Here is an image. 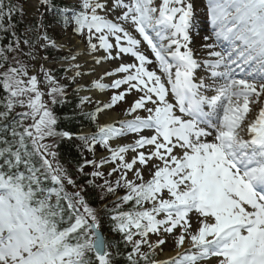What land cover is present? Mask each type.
<instances>
[{"label": "snow or ice", "instance_id": "obj_1", "mask_svg": "<svg viewBox=\"0 0 264 264\" xmlns=\"http://www.w3.org/2000/svg\"><path fill=\"white\" fill-rule=\"evenodd\" d=\"M206 8L203 61L191 46L192 0H80L79 10H61L71 12L77 35L86 33L91 53L106 54L97 64L120 61L104 73L110 84L93 81L101 92L117 90L89 114L97 130L76 139L93 155L96 145L110 154L79 171L91 165L87 184L103 180L94 186L116 197L108 211L129 249L122 254L100 231L84 188L57 162L56 139L72 134L57 130L44 97L62 103L66 86L43 66L41 81L9 57L20 49L13 17L24 9L0 0V32L13 38L0 47V264H115L118 256L125 264H264V0H206ZM38 39L58 47L47 35ZM222 42L229 45L223 53L215 50ZM129 95L132 119L97 123ZM129 134L133 143H110ZM105 164L113 165L107 176ZM169 239L175 255L157 259Z\"/></svg>", "mask_w": 264, "mask_h": 264}, {"label": "trees", "instance_id": "obj_2", "mask_svg": "<svg viewBox=\"0 0 264 264\" xmlns=\"http://www.w3.org/2000/svg\"><path fill=\"white\" fill-rule=\"evenodd\" d=\"M12 2L16 4L14 0H12ZM20 18V16L15 15L13 17V23L16 24V34L20 37V40H22L24 31L31 30V28L35 29V25L27 29L26 27L21 25ZM12 39L13 38L11 32H0V47H3L12 42ZM52 109L54 115L57 117L56 128L58 131L75 133L81 128V126L91 123V119L89 118L88 114L82 115L76 111L74 102L71 103L67 100L63 101L62 103H56ZM56 143L58 145V147H56V151L58 153V159L60 163L71 168L70 175L75 178L76 184L78 186L84 187V194L85 197H87L89 203L96 208L99 207V204L101 202L99 196H97L96 194L94 185L90 186L87 184V181L91 178L88 175L79 174V168L85 163L81 148L77 146L73 142V140L61 139ZM36 160L38 161V158ZM105 214L106 216L104 217V226L106 227L108 232L114 236L111 241L114 250H116V248L118 247L122 254H126L129 249L125 248V245L121 241L120 235L112 231L113 222L110 220L108 209L105 210ZM115 262L116 264H125V260L120 256L116 257Z\"/></svg>", "mask_w": 264, "mask_h": 264}, {"label": "rangeland", "instance_id": "obj_3", "mask_svg": "<svg viewBox=\"0 0 264 264\" xmlns=\"http://www.w3.org/2000/svg\"><path fill=\"white\" fill-rule=\"evenodd\" d=\"M35 1L37 3V6L36 5H32V3H31L32 0H28V3H24L23 4V9H24L23 17H24L25 21H29V20L35 18L36 16H39L41 21H42L44 16L46 15L45 11H46V7L47 6L41 5L39 3V0H35ZM68 1H73V2H77V3L80 2V0H67V2ZM156 3L158 4L159 0H156ZM192 3L194 4V8H196V14L197 15H202L204 18L206 17V19H207L206 0H192ZM198 18H200V17H198ZM44 33H47V32H44ZM52 37H53V41H55L56 44L58 45V47H55V49H57V50L60 49L61 52L65 51L66 52L65 54L66 55H70V57L72 55L76 56V60L75 61L72 60L70 62V64L72 65V69L70 70L69 73H67V77L65 78V81H68V80L76 81V83H78V85H79L81 78H83L85 76V73L87 71V68H86L87 65L84 64V63H86L85 60H83V59H81L79 57V55H78V53L76 51V48H75V44H73L71 39H70L69 32H67L66 30H62L60 27H56V29L53 31ZM26 39L29 40L30 43L32 44V40H33L32 32L29 31V30L27 31ZM35 43H36V40H35ZM45 43H46V41L45 42H41V45H44ZM207 43H215L214 38H212L209 41H207ZM202 45H203V43H201V45H199V47H201L205 51V53H203L202 55L196 54V58L198 60H200V61L209 59V57L207 55V49H204L202 47ZM87 49H88V45H87ZM217 49H218V47L215 50L218 51ZM66 50H68V51H66ZM30 51L35 54L36 59L38 57L40 58L39 47L37 46V43L32 48H30L29 45H27L25 43H20V49L18 51H16V52H13L10 57L16 56V57L19 58V60H21L25 64H27V66L29 68V74L31 75V74H35V73H32V69L35 67L34 66L35 64H34V61H33L34 59H31L28 55H26V53H28ZM56 55L60 56V54L58 52H55V55H53V59L60 58V57H56ZM77 64L79 65L78 68L75 67V65H77ZM52 65H53L52 63H45V66L47 67V69L52 67ZM52 68H54V67H52ZM37 71L38 72H36V74L38 75V79L43 81L44 76H43V73L40 71V68H38ZM45 71H47L52 76H54V72H50L49 70H45ZM77 71H79L81 73V75L75 77V80H73L72 77L74 76L75 72H77ZM59 81L61 82L62 79H60ZM42 90L47 92V90H48L47 86L43 85L42 86ZM129 96L131 98L132 95H129ZM44 99H45V97H44ZM130 103H131V99H130ZM84 104L86 106H88V107L91 106L88 103H84ZM126 105L127 104H125L124 106H121L120 107L121 108L120 111L117 110V112H121L122 113L121 117L122 116L124 117L125 111L129 107V106H126ZM139 114L142 115V116L147 115V113H145L143 111H140ZM127 137H128L129 141H131L132 143L134 142V136L132 134H129ZM52 142L53 141L51 139H48V140L45 141V143H52ZM126 159H128V155H126ZM92 170H93V168H92ZM101 170L103 171V169H101ZM129 175H131V174H129ZM105 176H107V173L105 174ZM114 177H115V175L113 177H110L109 179H114ZM145 178H147V172H145ZM96 183H97V185H102L103 184V180H96ZM98 195L104 199V196H106L107 193L104 190H102L100 187H98ZM97 215H98V211H97ZM154 238L155 237H153V239ZM157 252L160 253L159 249L157 250ZM162 253H160V254H162Z\"/></svg>", "mask_w": 264, "mask_h": 264}, {"label": "bare ground", "instance_id": "obj_4", "mask_svg": "<svg viewBox=\"0 0 264 264\" xmlns=\"http://www.w3.org/2000/svg\"><path fill=\"white\" fill-rule=\"evenodd\" d=\"M33 4H35V1L33 2ZM73 38V37H71ZM74 42L76 43V48L78 53L80 54V58L85 60L89 65V72L85 73V76L82 78V81H91L93 80L96 76H100L101 74L104 73V71L106 70V66L103 64V61L101 60V63L97 64L96 63V59L99 58V56H94L93 54L88 55L86 52H84V48H83V44L77 39V38H73ZM202 75V74H201ZM89 98H90V102L94 103V102H99V101H104L105 97L98 93V92H91L88 94ZM116 119V116L110 112H106L103 116H102V121L103 123H112L114 120ZM209 139H211V137H209ZM120 140L117 139L114 141L115 143H119ZM173 244L171 243V246L167 244L164 245V254L161 257V259H166L171 255H175V252L173 251ZM214 260L216 258H213Z\"/></svg>", "mask_w": 264, "mask_h": 264}]
</instances>
